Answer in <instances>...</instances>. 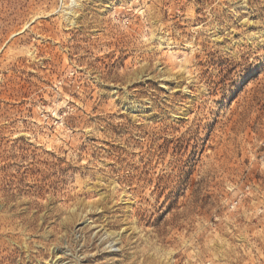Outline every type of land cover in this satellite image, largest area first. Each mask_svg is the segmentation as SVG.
Segmentation results:
<instances>
[{"label": "rangeland", "instance_id": "374dc122", "mask_svg": "<svg viewBox=\"0 0 264 264\" xmlns=\"http://www.w3.org/2000/svg\"><path fill=\"white\" fill-rule=\"evenodd\" d=\"M0 264H264V0H0Z\"/></svg>", "mask_w": 264, "mask_h": 264}, {"label": "bare ground", "instance_id": "6f19581e", "mask_svg": "<svg viewBox=\"0 0 264 264\" xmlns=\"http://www.w3.org/2000/svg\"><path fill=\"white\" fill-rule=\"evenodd\" d=\"M111 235H112V234H111ZM114 236H115V234H114ZM114 236L112 237V239H110V240L108 239V241H109L110 243H111V241L114 242V241L116 240V239H115L116 236H115V237H114ZM105 243H107V241H105ZM110 243H109V245L107 246V248L110 247Z\"/></svg>", "mask_w": 264, "mask_h": 264}]
</instances>
